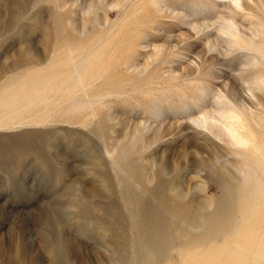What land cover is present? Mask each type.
<instances>
[{"label": "rangeland", "instance_id": "rangeland-1", "mask_svg": "<svg viewBox=\"0 0 264 264\" xmlns=\"http://www.w3.org/2000/svg\"><path fill=\"white\" fill-rule=\"evenodd\" d=\"M262 135L264 0H0V264H264Z\"/></svg>", "mask_w": 264, "mask_h": 264}, {"label": "bare ground", "instance_id": "bare-ground-1", "mask_svg": "<svg viewBox=\"0 0 264 264\" xmlns=\"http://www.w3.org/2000/svg\"><path fill=\"white\" fill-rule=\"evenodd\" d=\"M50 66V65H49ZM54 73V72H53ZM56 75V74H55ZM57 76V75H56ZM58 79V78H57ZM232 113H234V112H232ZM231 119H233L232 121H234L235 122V124H239L241 127H243V128H245L248 132H249V134H251V135H254L253 133V130H251V127H249V125H246L245 123H244V121H242L243 119H242V117L240 116V113H235L234 114V116H232V118ZM254 129H256V128H254ZM255 131V130H254ZM232 132V131H231ZM230 132V133H231ZM233 132L234 133H231L230 135H232V137L234 138V141L236 142V143H240V144H247V143H249L250 142V139H248V138H246V137H242V136H240L239 135V133L237 132V127L234 125V128H233ZM257 135V134H256ZM262 136H264V135H262ZM255 146V145H254ZM255 149H256V151L257 150H260V151H262V159L264 160V137H261V141H258L257 142V144H256V146H255ZM259 152V151H258ZM212 156V155H211ZM263 160H260V161H258L260 164H261V167L260 166H258V167H260L259 169H261L260 171H262V173H264L263 171H264V161ZM257 162V161H256ZM167 170V169H166ZM253 172V171H252ZM252 176V175H251ZM254 179L256 180L257 178L256 177H254ZM256 182V181H255ZM255 184H258V181H257V183H255ZM258 189L256 190V191H254L253 190V186L251 187V186H246L245 188H241V190H240V193H238V195L237 196H231V197H229L230 199H231V201H232V203L234 204V206H236L237 205V208L242 212V210H243V212L245 213V212H247V208L249 209V207H253V206H258V204H260L259 202H263L264 200H263V196H264V187H262V185L261 184H258ZM253 190V191H252ZM177 195V197H181L182 198V196H183V193H178V194H176ZM170 196V195H169ZM171 198H173V196H171ZM170 198V199H171ZM169 199V200H170ZM163 200H164V198L162 197V195L160 196V198H159V201H161V202H163ZM138 202V200H136V199H133V203L132 204H136ZM173 202H174V204H173ZM130 203V204H131ZM264 203V202H263ZM139 204H140V202H139ZM172 204L173 205H169V210H170V208H171V210L173 209V208H176V207H178L177 205V203H176V201L174 200V199H172ZM147 205H149V204H147ZM140 207V205H138V208ZM157 209H159V208H157ZM252 209V208H251ZM250 209V210H251ZM150 210V209H149ZM250 210H248L249 212H250ZM173 211H174V209H173ZM182 211V210H181ZM197 211V210H196ZM222 212H223V214H224V212L227 214L228 212H230L231 210H230V208L229 207H227V206H224L223 208H222V210H221ZM261 211V210H260ZM259 211V212H260ZM138 213L136 214V213H134V214H130L131 215V217H132V219H134V220H137V219H139L138 217H139V214L141 213V211L140 210H138L137 211ZM162 210L161 211H158V210H156L154 213H153V215H155V217H156V220L158 221V222H162L163 223V221H162V217H163V214H162ZM177 212V211H176ZM175 212V213H176ZM242 212V213H243ZM257 213H258V211H256ZM179 213V212H178ZM181 213H183V211L181 212ZM263 212H260V214H262ZM147 214H150L149 212H147ZM185 213H183V215H184ZM191 214H192V212H191ZM254 214V213H253ZM260 214L258 213V216H260ZM138 215V216H137ZM257 215V214H256ZM244 217V216H243ZM219 218V217H218ZM262 218H263V216H262ZM147 219V218H146ZM160 219V220H159ZM140 220V219H139ZM174 221V220H173ZM154 222H156V221H154ZM171 222H172V220H171ZM175 222V221H174ZM189 224H188V226L189 225H192V226H199V225H201L202 223H203V220H202V218L199 216V212H197L196 213V215H195V218L194 219H190L189 221ZM162 223L160 224V226L162 225ZM167 223V222H166ZM166 223L164 224V225H166ZM223 223H225V221L224 220H221V222H220V220H219V222L218 223H216V224H218L217 226H219L220 228H224V226H225V224H223ZM229 223V222H228ZM227 223V224H228ZM264 223V222H263ZM169 224H170V221H169ZM174 224V223H173ZM198 224V225H197ZM261 224V223H260ZM138 225H141V224H138ZM144 225V224H143ZM261 225H263V224H261ZM261 225H259V226H257L256 224L254 225V223H252L251 222V226L253 227V229H255V232L260 228V226ZM163 226V225H162ZM172 226V225H171ZM166 228H167V226H165ZM169 227V226H168ZM227 227V226H226ZM225 227V228H226ZM170 228V227H169ZM219 228V229H220ZM163 230L165 229L164 228V226H163V228H162ZM171 229H174V226H173V228H171ZM263 229V228H262ZM185 229H183L182 231L180 230L178 233H180V234H184V231ZM221 230V229H220ZM164 231H167V230H164ZM245 231V230H244ZM260 231V230H259ZM258 231V232H259ZM168 232V231H167ZM246 232H247V230H246ZM251 232V231H250ZM254 232V233H255ZM253 233V234H254ZM167 234V233H166ZM186 234V233H185ZM261 234V233H260ZM260 234H258V235H260ZM255 235H257V233L255 234ZM256 237H260L261 238V236H256ZM57 238H59V237H57ZM255 238V237H254ZM256 239V238H255ZM258 239V238H257ZM144 240H145V238H144ZM142 242V241H141ZM255 242H256V240H255ZM260 243V242H259ZM64 244V243H63ZM255 244V243H254ZM57 245H59V243H57ZM61 245H62V243H61ZM66 246V245H65ZM162 247H164L163 245H161ZM248 246V245H247ZM158 247H160V246H158ZM157 248V247H156ZM60 249V248H59ZM163 249V248H162ZM156 250V249H155ZM161 250V249H160ZM153 251V250H152ZM161 252H163L162 250H161ZM119 253L121 254V259L122 260H124L125 259V257H126V249L125 248H121V250L119 251ZM164 253V252H163ZM122 255H123V258H122ZM228 256V255H227ZM242 256V255H241ZM228 257H230V256H228ZM159 259V258H158ZM157 259V260H158ZM127 260V259H126ZM120 262V261H119ZM124 262V261H123ZM127 262V261H126Z\"/></svg>", "mask_w": 264, "mask_h": 264}]
</instances>
